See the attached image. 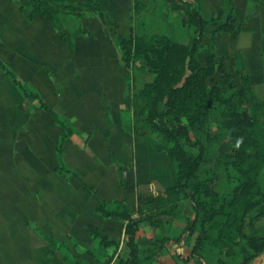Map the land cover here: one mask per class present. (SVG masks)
Listing matches in <instances>:
<instances>
[{
	"label": "crops",
	"instance_id": "crops-1",
	"mask_svg": "<svg viewBox=\"0 0 264 264\" xmlns=\"http://www.w3.org/2000/svg\"><path fill=\"white\" fill-rule=\"evenodd\" d=\"M102 1L121 18L108 19V24L123 22L126 32L133 0ZM152 1L164 2L182 23L180 2ZM193 1L207 18L222 14L223 0ZM32 8V0H0V59L57 113L72 119L75 132L64 140L61 159L74 174L58 170L56 149L64 129L41 110L28 112L22 94L0 68V264H66L63 255L83 264H112L123 247L125 222L95 208L102 201L125 199L136 216L139 197H165V189L174 184L173 162L166 145L136 141L123 127L120 108L128 105V92L114 33L99 22L88 34L90 15L82 19L86 35L72 41ZM234 14L239 25L221 35L215 52L234 73L233 55L240 51L252 88L264 99L258 89L264 87V0H234ZM211 27L202 43L209 42ZM233 81L240 86L239 76ZM230 147L227 142L226 150ZM188 185L205 190L210 182L190 179ZM192 217L191 202L184 198L175 216L156 214L140 222L135 237L141 264H193L182 233ZM89 226L118 246L108 247L107 256L86 254L98 247ZM42 234L61 243L53 254Z\"/></svg>",
	"mask_w": 264,
	"mask_h": 264
},
{
	"label": "trees",
	"instance_id": "trees-1",
	"mask_svg": "<svg viewBox=\"0 0 264 264\" xmlns=\"http://www.w3.org/2000/svg\"><path fill=\"white\" fill-rule=\"evenodd\" d=\"M90 1L92 8L78 0H32V13L42 15L70 37L82 36L81 20L88 12L107 25L100 5ZM177 1L183 7L182 24L193 29L187 43L146 27L145 15L162 1L133 0L127 33L116 35L128 92V105L120 108L126 113L123 127L136 141L167 146L174 184L165 189V197H139L136 216L128 211L125 199L102 201L95 211L125 222L123 247L112 264H141L135 237L139 223L151 221L156 214L175 216L177 203L184 198L190 200L193 210L182 230L193 264H252L264 253V229L258 223L264 220V99L252 88L240 51L233 55L234 73L227 71L224 57L215 52L221 35L238 26L233 0H225L222 14L210 18L193 0ZM210 25L209 42L202 43ZM202 52L206 53L203 61L199 58ZM0 68L22 94L28 112L41 110L64 129L56 149L58 170L74 174L61 159L64 140L75 132L72 119L57 113L1 59ZM136 72L151 78L135 87ZM235 76L240 78L239 87L233 81ZM106 120L110 123L108 112ZM221 135L230 143L229 150L219 149ZM117 165L122 184L121 166ZM190 179L210 182V186L190 189ZM89 230L98 239V247L85 250L86 254L107 256L108 247L118 246L93 226ZM42 235L53 254L61 243L51 235ZM62 258L66 264H83L81 259Z\"/></svg>",
	"mask_w": 264,
	"mask_h": 264
},
{
	"label": "rangeland",
	"instance_id": "rangeland-1",
	"mask_svg": "<svg viewBox=\"0 0 264 264\" xmlns=\"http://www.w3.org/2000/svg\"><path fill=\"white\" fill-rule=\"evenodd\" d=\"M94 1L97 2L100 5V7L102 8V11L104 12V15H105V19L107 21H108V19L109 20L115 19V20H120V22H121V18L120 17L115 18V16L110 13L109 8H107L106 6L104 8V5H103L104 3H103L102 0H94ZM195 1H197L200 4L199 1H201V0H199V1L195 0ZM224 2H225V0H223L222 3L220 4L221 6H219V9H221L222 12H223L222 6H223ZM79 3L81 5H84L85 7H88V8H92L93 7V5H92L90 0H79ZM164 4L165 3H158V6H157V8L154 11H152V12H150V13L145 15V17H146V27L149 28L150 30L152 29L154 31H158V32H162L164 34L170 35V36H172V37H174V38H176V39H178L180 41L186 40L187 38L189 39V36L192 35V33H193L192 27L187 26V25H183L180 21H178V18H176V17H174L172 15V13H168L166 4L165 5ZM233 5H234V0H233ZM90 15H92L94 20L88 19L86 21L85 28H86V31L88 32V34H90L92 32V29H93V31L96 30V28H94V27H96L97 25L99 26V22H100V25L106 31L110 32V30H111V33H114L115 37L112 39V41H113V43L115 45H116V42H117L116 35L120 34L119 30L120 29L122 30V32H123L122 34H126L127 33V31L124 32L126 30V28H125V26H123V25H125V23H123V22L120 23V24H119V22L117 24L114 23V22H111V23L116 24V26H114V24L111 26V25L108 24V22H107V25H102L101 21L99 20L97 15L94 14L93 12H88L83 18L88 17ZM136 21H137V19L135 18L134 19V25H137ZM81 25H82V20H81ZM82 28H83V25H82ZM134 29H136V26H135ZM86 31H84L85 34L82 35V36L86 35ZM191 31H192V33L190 34ZM82 36L78 35V36H75V37H80L81 38ZM75 37H70V38L73 41ZM81 41L82 40H80V43H81ZM116 49H117V46H116ZM204 56H205V53H203V52L199 54V58H200L201 61H203ZM134 75H135V79H134V83L133 84H134L135 87H138L139 84L141 82H143L144 80L151 78V75H148V74L145 75V74L140 73V72H136V73H134ZM260 86H262V85H260ZM263 88L264 87H262V88L258 87L259 92H261L262 96L264 97V89ZM122 114H126V113L122 112ZM219 141H220L219 143L222 144V149L221 150H223V151L226 150L227 141H226L224 135H221L219 137ZM261 178H262L261 182H262V185H263V188H264V168L262 170ZM258 223L264 229V220H262V221H260ZM252 264H264V253L261 256L257 257V259Z\"/></svg>",
	"mask_w": 264,
	"mask_h": 264
}]
</instances>
